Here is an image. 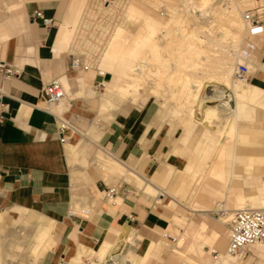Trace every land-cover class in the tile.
Returning a JSON list of instances; mask_svg holds the SVG:
<instances>
[{
  "label": "crops",
  "instance_id": "1",
  "mask_svg": "<svg viewBox=\"0 0 264 264\" xmlns=\"http://www.w3.org/2000/svg\"><path fill=\"white\" fill-rule=\"evenodd\" d=\"M20 2L10 3V8L18 9L14 13L0 7V60L19 70L8 78L0 73V91L7 105L4 120L0 122V214L5 221L21 223L25 219L23 210H29L54 221L46 241L47 250L38 264H64L81 248L97 250L111 231L142 237L140 252L146 254L149 250L148 264L241 261L245 255L234 257L230 263L220 260L215 263L214 257L212 261L209 254L213 249L220 253L219 259L227 255L229 230L226 232L224 220L220 224L212 223L208 212H217L216 204L222 201L216 197L225 196L228 198L225 204L233 201L236 205L235 196L259 187L264 180V165L251 176L233 175L229 181L213 178L209 169L215 161L213 151L218 137L211 136L197 155L196 144L202 128L185 127L184 119L174 122L175 125L164 120L161 125L155 124L158 111L150 98L125 103L110 121L101 123L96 107L81 92L84 87L100 88L99 84L107 82L109 75L96 70H73L70 66L74 55L67 50L60 23L68 14L72 0L67 8L63 0ZM36 11L53 18V25L45 27L33 20ZM260 36L251 61L255 65L251 82L264 86V59L257 54L264 48V34ZM65 75L73 92L64 111L59 112V105L52 109L57 115L63 114L75 128H86L89 121L100 122L102 134L96 143L88 145L89 149L86 134L79 130L66 129L64 135L68 141L63 143L55 115L45 109L44 85ZM165 123L170 125V131L182 126V137L176 140L174 135L170 136L162 128ZM189 140L193 141L192 154L185 160ZM70 144L73 146L70 153L78 156V161L68 152ZM96 153L120 163L124 172L98 163ZM234 153L241 157H264V145H238ZM208 159L213 161L208 164ZM232 163V156L227 155L226 165L232 167ZM126 172L134 177L130 178ZM191 172H198L203 178L192 180ZM113 175H120L121 181L135 182L151 196H141L132 185V192L106 199L105 191L111 186ZM190 197L194 200L188 201ZM82 209H90V217L71 215ZM196 214L201 217L194 218ZM179 227H185L180 239L175 244L165 239L168 246L162 250L157 248L162 239H154L148 232L164 234L178 231ZM263 246L248 249L258 264H264ZM166 249L170 251L167 254ZM157 258L163 261L152 262Z\"/></svg>",
  "mask_w": 264,
  "mask_h": 264
},
{
  "label": "bare ground",
  "instance_id": "2",
  "mask_svg": "<svg viewBox=\"0 0 264 264\" xmlns=\"http://www.w3.org/2000/svg\"><path fill=\"white\" fill-rule=\"evenodd\" d=\"M25 1L31 0H22L20 4ZM84 1L79 0L77 4L76 0H72L62 23L63 38L67 45L73 41ZM252 1L228 0L225 7L219 5L218 0L132 1L127 6L126 17H121L120 21H123L113 32L100 60L102 73H112L113 78L104 82L102 92L97 93L86 87L81 94L91 103L100 105V120L104 121H110L127 102L137 103L155 97L161 100L157 119L168 121L169 124L184 119V125L188 128H195L196 123L203 126L196 144L197 155L202 153L211 136L218 137L213 151L215 161L212 159V170L208 168L210 176L218 177L222 181H229L233 175L251 176L264 165V157H241L234 151L238 145H264V125L259 126L256 123L261 120L264 123V86L235 78L236 68L241 60L240 44L245 38V27L247 32L243 13L246 7L252 6ZM260 1L264 3V0ZM152 9L164 11L167 19L152 14ZM211 18L213 19L210 20ZM249 68L252 74L255 65L250 62ZM60 80L66 91L69 88L71 90L66 75ZM80 83L84 87L83 82ZM207 87L212 89L206 91ZM231 100L235 101V107L230 104ZM68 101L69 98H66L62 102L68 105ZM214 102L217 103L211 104ZM94 121H89L86 125V145L96 143L102 134L103 128ZM72 148L70 145L68 152L74 161H78V156L70 153ZM96 154L99 163L112 168L111 170L124 172L120 163L100 153ZM227 155L233 158L232 167L226 165ZM82 163L88 165L86 162ZM240 165L243 170L241 173L237 170ZM131 176L129 175L130 178L134 177ZM129 177L127 178L130 179ZM199 177L201 176L198 172H195L191 179L196 180ZM115 196L107 197L106 194V199H113ZM235 198L238 206L236 210L246 207L264 210V180L259 187L249 189ZM82 210H88L92 214L90 209ZM236 210L228 212L224 219L226 224ZM216 211L227 210L220 208ZM23 213V222L9 221L5 238L9 240L17 232L20 238H31L30 250L23 257L24 264H38L47 250L46 241L50 238L54 221L33 211L23 210ZM6 222L0 214V227H4L2 225ZM4 240L0 238V247L7 241ZM141 240L142 237L139 236L129 237L123 232L111 231L99 249L88 251L81 248L71 259V263L84 264V256H87L89 261L86 260L85 264H148L149 250L146 254L140 252ZM126 242L131 246L124 253ZM166 244L168 246V242L162 239L157 248L161 249ZM19 245L18 243L17 249ZM256 245L264 244H255L249 249ZM11 252L7 251L6 254H12L13 259L21 256L16 253L18 250H15L16 254ZM242 256L227 253L226 256L221 255L219 260L230 263L234 261V257ZM12 262L8 259L4 264Z\"/></svg>",
  "mask_w": 264,
  "mask_h": 264
},
{
  "label": "rangeland",
  "instance_id": "3",
  "mask_svg": "<svg viewBox=\"0 0 264 264\" xmlns=\"http://www.w3.org/2000/svg\"><path fill=\"white\" fill-rule=\"evenodd\" d=\"M17 1H22V0H0V7H3L5 10L10 11L11 13H14V11H17L18 9L10 8V3H15ZM70 1L71 0H63V2L67 4L66 8L68 7ZM76 1H77V4H78L79 0H76ZM132 1L138 2L140 0H85L84 1L83 6H82V10L80 12L79 19H78V24H77L78 27L75 30L73 41H71V43H70L71 45L70 44L68 45L67 50L72 52L74 56H82L85 59L86 63L89 65V70H87V71H93V70H96L98 72H102L103 71V69H102V67L100 65V60L102 58L103 51H104L108 41L110 40L111 36H113V32H115L116 27L119 26L122 23L121 21H123V20L120 21L121 17H122V19H123V17H126V13H127V10H128L127 6H129V4ZM224 1L225 2H223V1L221 2V0H218L219 5H221V6L223 5V7L227 6V4H226L227 2L226 1H228V0H224ZM251 5H252V7H257L259 5H264V3L262 4V2L260 0H253ZM144 8H147V7H144ZM151 13L154 14V15H157L161 19H164V20L167 19L166 13L164 11H158V10L152 9ZM212 19L213 18H211L210 20H212ZM61 24H62V22L60 23V26H61ZM261 37L262 36L255 37L254 41L256 42V40H260ZM248 38L249 37L247 35L246 27H245V38L242 40L240 46L243 45L244 44L243 41L245 39H248ZM257 54H258L260 59H264V48L262 50H259L257 52ZM104 74H107V72H105ZM108 75H109V79L107 81H109L114 76L112 73H110V74L108 73ZM253 77H254V74H251L247 82H251L253 80ZM235 78L239 79L237 74L235 75ZM213 83L215 84V82H213ZM207 85H208V82H207ZM219 86H223V85L219 84ZM91 89L95 90L98 93L99 91L102 92L104 88L100 89V88H95L94 87V88H91ZM210 89H212V87H207L206 91H208V90L210 91ZM84 90H86V89L84 88L82 91H84ZM228 91L231 94V90L228 89ZM70 92H71V90L69 88V90H67V93L71 97L72 92L71 93ZM149 100L154 102V106L156 107V110L158 111L159 108H160L159 106H161V103H160L161 100H159V99H157L155 97L154 98L152 97ZM216 103L217 102H214V103H211V104H216ZM92 104L96 107L97 119L100 120L102 118V116H101L102 115V113H101L102 111H101L100 105L98 103H92ZM230 104L233 107H235V101L234 100H231ZM66 106L67 105H65V102L64 103L61 102V104L59 106L60 107V111L59 112L64 111ZM156 114H157V112H156ZM157 118H159V117L156 115L155 116V124L161 125V120H159ZM104 122H108V121L101 120V123H104ZM94 123H96L97 125L100 124V122H97V120H95ZM256 123L259 126H263L264 125L263 120H261L259 122H256ZM86 125H88V123ZM173 125H175V123ZM196 127L202 128L203 126L200 125V123H196ZM76 128L81 133H83V134L86 133L85 131L87 130V126H86V128H83V127H80V126H77ZM162 128L163 129H167L169 131L168 134L170 136L174 135L176 140L181 138L182 135H183V128L180 125H177L171 131H170V125L168 123H165L162 126ZM192 144H193V141L189 140V142H188L189 149H187V151H186V153L184 155L185 156L184 157L185 160L191 158V154H192L191 147H192ZM88 145H91V144L88 143L86 145L87 149H89ZM211 162H212V159H208L207 160L208 164H210ZM97 167H99V166H97ZM237 170L241 173V171H243L242 170V165H240L237 168ZM137 171L141 172V170H137ZM113 176H114V180L109 182V184L111 186H113L116 183H118L120 181V178H121L120 175H113ZM129 183L136 188V192L141 194V196L147 195V194H145L143 192V189H141V188H139L137 186V184L135 182L130 181ZM236 190H238V189H236ZM147 196H151V195L148 194ZM197 199L202 200V197H199ZM216 199L222 201V202H218L216 204V208H215L216 210H219L220 208H223L225 210H228L231 213L232 210H236L238 208V206L235 205L233 203V201H232V204L231 203L230 204L229 203L225 204V202H227V200H228V198L225 197V196L222 197V198L221 197H216ZM192 200H194L193 197H190L188 199V201H192ZM220 204H224V206H219ZM83 206L86 207L84 204H83ZM228 211H221V212L209 211L208 212V218H209V220L212 223L220 224L221 221H223L225 219V217L228 216ZM199 217H201L200 214H196L194 216V218H199ZM9 219H11V217H9ZM2 226H4L5 228L4 227H0V231L1 230H2L1 232L5 231V233H1L0 232V238L7 240L5 238V236H6L5 234H6L8 228L10 226L9 221H7ZM225 228H226V232H228V227L226 225H225ZM3 229H5V230H3ZM148 232L150 233V235L152 237H154V239H158V240L159 239H164L162 231H151V230H148ZM168 232L170 234H172L173 236H175L177 238V241H178L180 239V234H181L180 232H185V227H179L178 231L177 230H169ZM18 235H19V233L17 232L9 240H7V241L4 240L5 243H4L3 247L2 246L0 247V263L3 262L2 264H4L9 259V261H11V260L13 261L12 264H17V263H19V264L23 263L24 264L23 257L27 256L26 252L30 250V242H31L30 239L31 238H26V237L25 238L24 237L20 238V236H18ZM20 239H22V240H20ZM16 241H18V242H16ZM177 241H175L174 243L171 242V241L170 242L175 244V243H177ZM22 242H23V244H22ZM18 243L20 245H19V248L17 249ZM129 245H130L129 242L125 243L124 251H123L124 253H127L128 250L130 249L131 245L130 246ZM209 245H212V244H209ZM215 246L217 247V245H215ZM4 247H5V249H4ZM165 247H167V244L164 245V247H162V248L164 249ZM162 248H161V250H162ZM15 250H18L19 252H16V253L20 254L21 256H19V255H18L19 257L15 256V259H13V258H11V256H12L11 253L14 252L13 254H16ZM7 251L8 252L12 251L10 253L11 255L6 254ZM167 252H170V251L168 249H166L165 254H167ZM165 254L163 255V257L165 256ZM161 256H162V254H161ZM209 256H210V258L213 261V255L209 254ZM85 261L86 262L89 261L87 256H84V264L86 263ZM162 261L163 260H160V258L152 260V262H162ZM170 263L171 262H169V261L166 262V264H170ZM70 264H73V263H71V261H70ZM237 264H258V259L253 256L251 251H248L246 253V255L243 257V259H241V261H238Z\"/></svg>",
  "mask_w": 264,
  "mask_h": 264
},
{
  "label": "built area",
  "instance_id": "4",
  "mask_svg": "<svg viewBox=\"0 0 264 264\" xmlns=\"http://www.w3.org/2000/svg\"><path fill=\"white\" fill-rule=\"evenodd\" d=\"M244 20L247 25L248 39L242 45L240 50V62L236 68V74L239 78L248 80L251 72L249 63L252 61L254 54L257 51L254 43V38L259 37L264 33V5L257 7H246L244 9ZM33 20L41 22L45 27H51L54 23L53 18L46 17L42 11H36ZM70 66L73 70H89V65L86 63L82 56H74L71 60ZM0 73L4 77H11L17 75L19 70L8 64L5 61L0 60ZM103 74L102 72H100ZM99 87L102 89L104 83H100ZM43 93L46 99V111L53 113L58 121V133L60 140L65 143L68 141L67 136L64 135L66 129H74L70 121L63 116V114H55L52 107L54 105H60L61 102L68 98L69 95L59 79L48 82L43 87ZM3 93L0 91V122L4 120V112L7 111V105L2 100ZM134 187L127 181H119L113 186L106 189L107 197L113 195H123L130 193ZM71 215H80L88 218L90 212L88 210H81L80 213H72ZM227 226L229 230V245L227 252L230 255H246L250 246L255 244H264V210L255 208H242L236 210L227 220ZM163 238L171 242H175L177 238L165 232ZM215 263H219L220 253L216 250H212ZM69 264V262H64Z\"/></svg>",
  "mask_w": 264,
  "mask_h": 264
}]
</instances>
